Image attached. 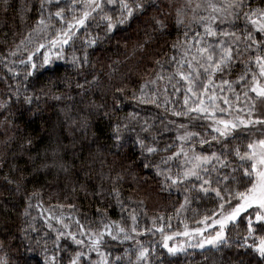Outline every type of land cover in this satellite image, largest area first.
I'll return each mask as SVG.
<instances>
[{
  "label": "snow or ice",
  "instance_id": "snow-or-ice-1",
  "mask_svg": "<svg viewBox=\"0 0 264 264\" xmlns=\"http://www.w3.org/2000/svg\"><path fill=\"white\" fill-rule=\"evenodd\" d=\"M36 9L31 30L20 41L18 50L8 53L10 57H17L23 46L26 57L21 58L19 64L24 66V81L29 77L38 78L47 69L55 70L56 61H64L83 77V82L78 80L75 84L82 90L77 93L80 103L105 116H111L107 109L106 88L112 92V109L115 111H119V102L126 98V90L140 104L161 107L157 102L160 91L157 81L166 80L174 94L183 92L182 111L173 107L171 115L184 117L188 122L167 121V125H175V135L168 142L162 144L156 133L159 131L162 135L172 129L167 125L156 129L148 120L141 122L135 113H130L126 121L113 127V139L117 143L124 139V130L135 133L128 139L139 151L140 167L160 177L162 190L174 189L183 194L178 211H187L193 202L201 200L210 199L216 203L211 214H205L197 221L204 225L203 229L190 231L185 224L183 232L169 235L165 234L163 226L156 228L167 253L176 256L186 251L182 244H169L175 237L183 235L200 238L188 247L204 249L210 246L219 250L235 245L264 262V0L259 6L257 0H184L175 9L171 25L166 23L169 13L162 12L155 0H37ZM23 11H32L30 0L23 6ZM153 11L160 13L150 17L154 31L169 34L166 29L170 26L183 30V39L171 45L173 54L165 61L174 71L170 68V74L165 76L164 64L157 60L159 71L154 78L138 84V92L129 90L126 81L106 86L100 75L87 71L90 55H95L100 44L116 39L114 33L125 26L131 27ZM145 31L147 34V29ZM90 49L93 52L90 53ZM66 50L70 52L68 58L65 57ZM37 53H41L38 62L34 59ZM4 61L8 72L14 78L19 77V71L8 67L7 58ZM11 63L17 61L13 59ZM237 64L242 66L237 79H226ZM63 82L68 83L66 78ZM49 83L59 87V83L51 79ZM236 85H239V91ZM20 87L17 83L8 98L0 101V109L7 108L13 100H20ZM163 92L167 108L171 103L167 86ZM225 93L232 94V101ZM94 95L100 103L91 99ZM241 95L243 104L240 103ZM52 98L62 99L61 96ZM64 98L73 99L70 94ZM23 101L32 105L34 99L25 91ZM257 102L261 105L259 109ZM121 178L118 175L116 179ZM112 192L117 205L123 207L115 186ZM134 213L135 209L128 217L122 215L121 220H130L128 225L110 220L104 213L100 214L95 229H85L77 220L79 238L71 231L56 230L55 249L52 254L44 253L43 264H59L57 250L67 253V264H152L154 250L138 239L146 231L138 229ZM25 215H28L27 211ZM242 215L243 221L240 220ZM152 223L155 227L156 221ZM241 224L243 232L230 242L229 225L235 231ZM48 227L51 229L52 225ZM209 227L216 231L205 236ZM65 236L76 245L71 252L61 249L60 239ZM112 242L127 243L128 246L122 254L114 255L108 250ZM0 264H8V260L0 258ZM239 264H244L243 260Z\"/></svg>",
  "mask_w": 264,
  "mask_h": 264
},
{
  "label": "trees",
  "instance_id": "trees-1",
  "mask_svg": "<svg viewBox=\"0 0 264 264\" xmlns=\"http://www.w3.org/2000/svg\"><path fill=\"white\" fill-rule=\"evenodd\" d=\"M36 2L30 0L32 11L24 13L23 6L29 0H0V101L8 98L17 83L21 85L20 100H13L7 108L0 109V258H6L8 264H43L44 253L52 254L55 249L56 230L71 231L78 236L80 229L76 221L79 220L85 229H95L101 213L110 220L128 225L130 220H121V217H128L135 209L137 227L146 231L138 239L154 250L152 264H239L241 260L244 264H264L255 254L246 253L235 245L219 250H190L176 256L167 253L161 246L162 236L156 228L163 226L166 233L167 226H200L197 221L203 215L211 214L216 203L210 199L201 200L193 202L187 211H178L183 194L174 189L162 190L160 177L140 167L142 158L128 139L135 133L124 130V139L117 143L113 139V127L126 121L130 113H135L141 122L153 123L156 129H163L169 120L187 123L184 117L171 115L173 107L182 111L183 92L174 94L166 80L157 81L160 88L157 102L161 107L140 104L126 90V98L119 102V111H115L112 109V92L106 88L107 109L111 116H105L80 103L77 93L82 90L75 84L78 80L83 82V77L64 61H56L55 70L47 69L38 78L29 77L24 81V66L19 64V60L26 57L23 46L17 57H10L8 53L17 51L20 41L31 30L37 12ZM155 3L162 12L169 13L166 23L171 25L175 9L182 2L155 0ZM260 3L261 0H257V6ZM152 15L160 13L150 12L131 27L125 26L114 33L116 39L100 44L95 55H90L87 71L100 75L106 86L126 81L127 88L137 92L138 84L154 78L159 71L157 60L164 64L163 74L169 75L171 66L165 61L173 54L171 45L183 39V30L170 26L166 29L169 34L156 32L150 22ZM40 55L37 53L34 58L37 62ZM65 57H70L67 50ZM4 58H7L8 67L20 72L19 77L14 78L8 72ZM13 59L16 64L11 63ZM241 69L242 66L237 64L232 74L225 78L237 79ZM64 78L67 84L63 82ZM50 79L59 83V87L49 83ZM165 86L171 101L167 108L164 106ZM236 89L240 90L239 85ZM25 91L33 96L32 105L24 103ZM69 94L72 100L64 98ZM225 95L232 101L231 93ZM53 96L62 99L55 100ZM91 99L100 103L95 95ZM218 102L226 107L222 101ZM240 103L243 104L242 95ZM167 127L172 130L162 135L159 131L156 133L162 144L175 135V125ZM118 175L122 177L119 181ZM113 186L120 193L123 207L113 199ZM26 211L28 215H25ZM161 216L163 220L159 219ZM243 219L244 215L240 220ZM242 232V224L235 231L230 227V242L238 239ZM60 245L68 252L76 248L66 236L61 237ZM127 246V243L112 242L108 250L119 255ZM56 255L59 264H67L65 251L57 250Z\"/></svg>",
  "mask_w": 264,
  "mask_h": 264
},
{
  "label": "rangeland",
  "instance_id": "rangeland-1",
  "mask_svg": "<svg viewBox=\"0 0 264 264\" xmlns=\"http://www.w3.org/2000/svg\"><path fill=\"white\" fill-rule=\"evenodd\" d=\"M180 2H182V4H183L184 3V0H180ZM257 105H258L259 108H261V105L259 104V102H257ZM235 114L236 113L233 112V115H235ZM218 115H221V114L218 113ZM224 115H226V113ZM209 223H211V221H209ZM230 227H231V225H229V229H230ZM166 228H167V232L165 234L171 235V234H173L175 232H183L184 229H185V226H176V227H173V228H168V226H167ZM197 228L203 229L204 228V225L201 224L200 226L188 227V229L190 231H194ZM228 230H227V235H228ZM214 231H216V229L209 227V229L204 232V235L207 236L209 234V232H214ZM199 239H200L199 237L191 238V237H185V236L181 235V236L175 237L174 240L169 241V244H170V246L171 245H176V244H182L186 248V251L185 252L190 251V250H202V249L197 248V247H188L189 244H192V245L196 244L197 243V240H199ZM161 246H162V242H161ZM205 248H211V247L210 246H206Z\"/></svg>",
  "mask_w": 264,
  "mask_h": 264
}]
</instances>
